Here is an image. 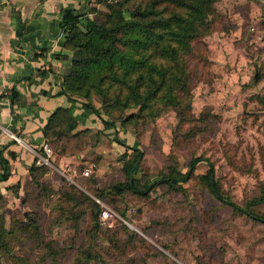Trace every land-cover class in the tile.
<instances>
[{"label": "rangeland", "instance_id": "374dc122", "mask_svg": "<svg viewBox=\"0 0 264 264\" xmlns=\"http://www.w3.org/2000/svg\"><path fill=\"white\" fill-rule=\"evenodd\" d=\"M113 1L89 0L84 14L99 21ZM251 6L260 19L264 0H211L210 32L181 56L189 79L179 101L139 111L122 105L125 88L115 83L106 101L100 93L90 98L113 125L76 121L64 138L43 141L52 153L49 164L41 163L42 186L27 189L20 202L0 199V264H264V223L221 203L197 177L210 161L223 195L264 214V36L259 20L249 17ZM70 56L62 49L57 58L59 84ZM62 121L55 128L63 129ZM134 143L143 151L132 175L139 188L161 173L185 171L193 156L203 159L180 187L118 191ZM40 146L34 149L41 152ZM85 165L92 166L88 175L80 172ZM103 207L116 214L110 225L98 221Z\"/></svg>", "mask_w": 264, "mask_h": 264}, {"label": "trees", "instance_id": "16d2710c", "mask_svg": "<svg viewBox=\"0 0 264 264\" xmlns=\"http://www.w3.org/2000/svg\"><path fill=\"white\" fill-rule=\"evenodd\" d=\"M89 1V0H87ZM128 1V0H125ZM124 0L108 2L109 11L103 19L93 21L85 16L84 11H76L71 6L60 9L59 26L63 33L62 47L71 51L68 72L61 77L57 94L69 98L83 97V103L103 122L113 125L111 119L103 118L90 98L93 93H100L102 101L109 98V91L117 83L125 88L122 105H138L139 111L150 109L155 103L164 101L173 104L185 93L189 79L185 70L182 54L192 52V40L209 33V14L211 0H132L128 7H122ZM124 10L128 16H124ZM81 18L85 19L84 25ZM200 27L204 31H200ZM147 50V51H146ZM157 54L163 62H149V55ZM201 54V53H200ZM59 58L61 52L53 53ZM170 59V61L168 60ZM123 88L120 90L122 91ZM10 105L17 99L18 93L11 87L8 91ZM114 100L119 102L117 93ZM65 120L63 129L59 127V120ZM62 121V122H63ZM76 125L70 110L58 106L52 110L42 127L44 139L57 141L64 138V132ZM54 137L53 139H51ZM120 142V141H118ZM121 143V142H120ZM6 144L0 147V181L5 180L9 171V162L3 154ZM132 151V159L122 165L126 173V180L120 182L117 190L127 189L137 194H145L157 183H164L169 187H180L178 182L192 177L196 163L203 158L193 156L187 163L185 171L176 174L161 173L144 188H139L133 182V171L142 157L143 151L137 144L127 146ZM10 158L13 151H8ZM206 160V159H205ZM207 161V160H206ZM204 174L197 177L206 185L208 191L223 204L242 211L253 220L264 223V214H260L248 205L240 206L223 195L214 179L213 165L207 161ZM44 168L31 162L28 166L29 177L23 182V197L27 189L41 187L45 175ZM51 177H47L49 180ZM15 187V186H14ZM29 187V188H27ZM15 191V190H14ZM28 195V194H27ZM3 195L0 193V199ZM247 201L252 204L258 201ZM245 203V204H246Z\"/></svg>", "mask_w": 264, "mask_h": 264}, {"label": "crops", "instance_id": "0c3cea01", "mask_svg": "<svg viewBox=\"0 0 264 264\" xmlns=\"http://www.w3.org/2000/svg\"><path fill=\"white\" fill-rule=\"evenodd\" d=\"M87 2L0 0V147L6 144L3 154L8 159L10 171L8 177L0 181V193L8 200L21 201L22 185L29 177V164L41 166L37 162L39 152L34 148L45 140L42 127L52 110L64 106L70 109L79 126L95 128L99 125L96 115L79 98L56 93L60 87L57 72L61 61L54 58L53 53L63 49L60 9L68 5L81 11ZM254 11L252 6L248 8L249 17L253 22L259 20L264 36V13L259 19ZM11 87L18 97L10 105L8 91ZM11 133L21 142L15 141ZM8 151L14 152L13 158ZM57 161L58 165L63 164L62 158ZM13 190L16 195L10 196Z\"/></svg>", "mask_w": 264, "mask_h": 264}, {"label": "built area", "instance_id": "2783aa9c", "mask_svg": "<svg viewBox=\"0 0 264 264\" xmlns=\"http://www.w3.org/2000/svg\"><path fill=\"white\" fill-rule=\"evenodd\" d=\"M10 135L14 140H16V141L20 140V138L17 135H15L14 133H11ZM41 148H42V151L39 152L40 155L38 154L37 162L40 164L41 163L49 164L50 163L49 157L52 153L50 146L46 142H43V143H41ZM80 172L82 175H88L92 172V166L91 165H85L81 169ZM115 219H116V214L111 209H108L107 207H103L100 209V211L98 213V221L101 224L110 225Z\"/></svg>", "mask_w": 264, "mask_h": 264}]
</instances>
